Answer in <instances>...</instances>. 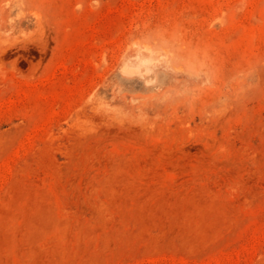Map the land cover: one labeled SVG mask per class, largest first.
Wrapping results in <instances>:
<instances>
[{"label": "rangeland", "instance_id": "1", "mask_svg": "<svg viewBox=\"0 0 264 264\" xmlns=\"http://www.w3.org/2000/svg\"><path fill=\"white\" fill-rule=\"evenodd\" d=\"M0 264H264V0H0Z\"/></svg>", "mask_w": 264, "mask_h": 264}]
</instances>
